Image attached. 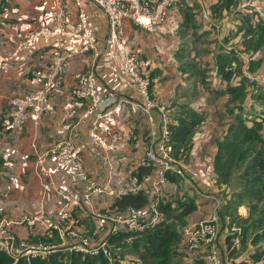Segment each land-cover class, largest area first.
<instances>
[{"label": "crops", "instance_id": "1", "mask_svg": "<svg viewBox=\"0 0 264 264\" xmlns=\"http://www.w3.org/2000/svg\"><path fill=\"white\" fill-rule=\"evenodd\" d=\"M205 1L207 22L196 15L191 23H186L184 13L188 7L182 2L174 4L166 21L153 33L124 21L126 48L136 53L140 69L149 77V92L159 107L151 112L156 134L161 129L162 112L172 125L179 120L198 121L186 144L184 157L197 171L198 179L185 182L172 178L174 181L164 186L163 201L192 202L194 209L183 216L184 222L206 220L213 212L218 213L215 247L222 264H264L261 219L264 203L238 194L243 193L249 180L244 175L245 168L258 156L264 161V90L252 89L243 78L251 62L254 70L264 69V46L253 52L245 43L248 25L264 22V0H236L227 9H217L218 0ZM0 3L2 56L10 55L22 37L49 24L57 6L64 7L70 21L77 18L78 8L73 0H1ZM81 3L89 15L93 47L69 59L59 84L48 94L49 111L38 122L26 120L18 131L6 121H0V219L18 222L22 216L38 210L40 203L45 215L54 219L60 203L56 189L64 190L70 197L71 214L63 230L70 235L61 238L55 230L34 233L25 225H12L17 238L29 245L35 244L41 234L45 242L63 240L65 246L59 250L62 253L77 242L76 235L94 238L96 243L106 239L109 224L102 216L114 215L115 212L107 209V200L113 198L94 195L86 202L83 195L94 186L124 187L143 163L150 144L147 119L139 108L141 99L122 74L118 57L108 44L107 19L89 0ZM39 55L43 57L39 59ZM49 56L50 47L42 41L20 48L9 71L0 75L3 112L8 109L10 98L37 89L30 72L46 69ZM87 73L94 75L103 101L117 107L112 127L122 136L124 149L112 156L110 172L103 168L104 152L89 142V125L80 120L85 101H77L70 95L71 89ZM238 118L243 121L242 125ZM256 122L261 124L256 134L262 141L243 145L248 158L241 162L242 169L233 168L223 180L216 171L218 144L233 139L234 134L243 136ZM130 134L134 138L128 139ZM64 140L88 144L82 151L83 176L49 157L54 145ZM228 155L229 152L223 151L217 160L224 162L229 159ZM137 171L143 176L148 173L147 168ZM237 233L243 240L234 249L231 239ZM179 246L180 241L169 264H205V247L191 257L181 252ZM131 248L126 243L123 255L113 249L114 254L120 255L117 264L137 258Z\"/></svg>", "mask_w": 264, "mask_h": 264}, {"label": "built area", "instance_id": "2", "mask_svg": "<svg viewBox=\"0 0 264 264\" xmlns=\"http://www.w3.org/2000/svg\"><path fill=\"white\" fill-rule=\"evenodd\" d=\"M73 1L78 8L75 21H70L64 7L59 5L54 9L49 24L22 37L10 55L2 56L0 54V75H2L9 71V66L17 58L20 48L27 43L42 41L50 47L46 69H36L30 72L31 80L37 89L22 96L10 98L7 103L8 109L4 112L0 106V120L6 121L10 127L18 131L22 130L24 121L30 120L36 123L49 111L48 94L59 84L69 59L93 47V36L88 25L89 15L82 7L81 0ZM89 1L95 4L107 19L108 44L118 57L122 74L128 79L141 99L139 108L141 113L146 116L150 139L149 147L145 151L142 161L153 168L152 175L147 178L148 188L145 191L147 204L142 212L128 208L125 211L116 212L112 216H102V219L109 224L106 239L96 243L94 238L84 235L77 237L76 235L77 242L65 250L68 254L79 253L88 256H97L102 253L111 263L114 252L107 240L110 235L118 233L121 229L138 231L156 224L160 218L158 211L160 194L170 178L185 182H193L198 179V173L193 167L183 159L175 157L170 124L163 112L159 133L156 134L153 129L151 112L159 110V107L151 98L149 77L140 69L136 53L126 48L124 21L129 20L140 29L153 33L166 21L169 10L177 2L189 5L196 3L200 7V20L207 22L209 17L201 0ZM42 57V55L38 56L39 59ZM243 78L248 86L264 89V69L247 70ZM70 95L77 101H85L86 106L80 115V120H85L89 125V142L104 152L103 168L110 172L112 156L124 149L122 136L112 127L117 107L103 101L92 73H87L80 79L71 89ZM131 138L134 137L130 134L128 139ZM87 145V143L74 144L70 140L60 141L49 151V157L60 166L73 170L78 176H83L82 151ZM143 187L137 176L131 175L124 187L116 189L109 186L106 188L94 186L83 195V200L89 202L91 196L94 195L116 198L125 194H138ZM56 192L60 203L54 219L45 215L41 203L38 210L22 216L18 222L0 219V252L11 259V264H16L19 259H24L26 264H30L31 258L59 252L65 246L63 240L60 243H51L40 239L35 244L29 245L19 240L12 229V225L16 224L25 225L34 233L55 230L61 238L66 234L70 235V232L63 230V226L67 228V221L70 220V197L62 189H56ZM219 221L218 213L213 212L206 220L185 223L180 233V250L192 257L201 247H205V264H222L215 247ZM240 243V234L237 233L231 239L232 248H239ZM128 264L142 263L137 260Z\"/></svg>", "mask_w": 264, "mask_h": 264}, {"label": "trees", "instance_id": "3", "mask_svg": "<svg viewBox=\"0 0 264 264\" xmlns=\"http://www.w3.org/2000/svg\"><path fill=\"white\" fill-rule=\"evenodd\" d=\"M235 1L236 0H218L216 8L227 9ZM186 7L188 8L187 12L184 13V21L186 23H191L196 15L199 17L200 7L196 3L192 5L186 4ZM246 29V37L247 35H249L245 41L246 48H250L253 52H255L263 47L264 22L259 21L258 24L254 26L249 24ZM252 70H254L253 62H251L250 64V71ZM227 73L228 72H225V76H227ZM239 89L241 90V88ZM252 89L264 90L262 88L254 87ZM237 120L239 121V118ZM197 122H185L184 120H179L176 125H172L171 123L169 125L172 133V142L175 157L183 159V161H185L184 157L188 149L186 147V144L188 143L189 138L191 137L192 130L194 129ZM239 123L240 125H242L243 121L240 120ZM260 126L261 124L256 122L254 123L252 129H246V133L243 136L234 134L232 135L234 137L233 139H227L218 144V153L216 155V171L220 173V176L223 180H226L229 177L230 171L233 168L238 170L242 169L241 162L248 158L247 149H243L242 146L246 143H250V145H253L255 142L262 141L256 134V129ZM223 151L229 152V159H226V161L224 162H219L217 160V157H219V153H222ZM262 160L263 159L260 156L253 158L252 164L248 165L245 168L244 175H246V177H249V180L243 187V193L238 194L248 195L256 202L262 201L264 203V161ZM141 168H147L148 173L144 176L141 175V173L137 171ZM135 170L136 171L133 172L132 175L137 176L139 182L144 187L138 192V194H125L120 197L107 200L109 201L107 207L108 210L116 213L125 211L128 208L138 210L146 206L147 196L145 194V191L148 188L147 178L152 175L153 168L151 165L143 162ZM261 173H263V176L260 175ZM171 181L174 180L170 178L168 184ZM163 193L164 189L160 194V201L158 206L160 218L156 224H154L152 227H147L138 231L118 232L117 234L110 235L108 237L107 240L111 245V249L119 251L120 255H123L126 243H130L132 247L131 250L137 255V258L130 259L122 264H128L137 260L142 264H169L172 256L175 254L176 245L179 243V241L181 244L180 231L182 226L187 223L184 222L182 218L194 209V204L192 202L181 203V200H173L174 202H172L171 200L163 201ZM175 213H178L179 215L177 217H171V215ZM261 219L262 223H264V213L262 214ZM244 231L245 229H243L242 231L243 235ZM46 232L47 231L43 232V234H45ZM43 234L39 236L41 241H44V239H42ZM231 237L232 236H230V239ZM259 238L260 237H258L256 241ZM242 240L243 239L241 237V241ZM178 249L180 250V246L178 247ZM120 255H116V253H113V262L110 263L108 258L105 257L102 253L97 256H88L81 255L79 253H62L59 251L47 256L31 258L30 264H117ZM0 264H11V259L0 252ZM16 264H26V262L24 259H19Z\"/></svg>", "mask_w": 264, "mask_h": 264}, {"label": "rangeland", "instance_id": "4", "mask_svg": "<svg viewBox=\"0 0 264 264\" xmlns=\"http://www.w3.org/2000/svg\"><path fill=\"white\" fill-rule=\"evenodd\" d=\"M201 2L203 3V6H204V8L206 9L207 8V2L205 1V0H201ZM199 18H200V16H199ZM260 90H258V92H259ZM257 92V93H258ZM179 214L178 213H175V214H172L171 215V217H177ZM181 227V226H180Z\"/></svg>", "mask_w": 264, "mask_h": 264}]
</instances>
